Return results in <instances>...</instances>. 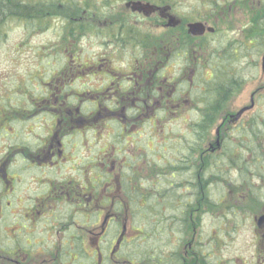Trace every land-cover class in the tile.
Segmentation results:
<instances>
[{"label": "flooded vegetation", "instance_id": "af4514ba", "mask_svg": "<svg viewBox=\"0 0 264 264\" xmlns=\"http://www.w3.org/2000/svg\"><path fill=\"white\" fill-rule=\"evenodd\" d=\"M9 2L0 264H264V0Z\"/></svg>", "mask_w": 264, "mask_h": 264}, {"label": "rangeland", "instance_id": "374dc122", "mask_svg": "<svg viewBox=\"0 0 264 264\" xmlns=\"http://www.w3.org/2000/svg\"><path fill=\"white\" fill-rule=\"evenodd\" d=\"M9 27H17V23L16 24H10ZM225 28L228 29V27H225ZM5 32H6V29L3 28L2 20H0V37H1V34H2V36H5ZM19 33H20V30H14V31H12L11 37H17L19 35ZM228 34L231 36V35H233V32L228 31ZM52 37H53V33L51 31H48L46 34H44L42 36L37 35V37H34V38L29 37V39L32 40L34 42V44H36V43L39 44V43H41V42H39L40 40L50 39ZM215 38L218 40L217 36ZM216 42H219V41H216ZM216 47L218 49V51L216 53V57L219 58L220 64L222 65V67L225 64H227V62H228L230 64V68L232 66V69H234V70L240 69V65L242 63V59H241L242 48L241 47H238L236 45L235 46H229V45H224V44H219ZM31 49H33V46L21 47L20 54H21L23 61L26 60L27 56H29L31 54V52H30ZM236 50H237V53H235ZM27 51H29V52H27ZM235 54H237L238 56ZM240 60H241V62H240ZM26 71H27V69H25V65H24V69H22V72L24 73ZM262 80H264V78H263V76H261L259 74L257 80L250 82V83H247L238 92H237V88H234L233 93L234 92H237V93L232 97L230 102L227 104V106L225 107V109L223 111V114H228V113H230V111L235 113L238 109H240L242 106L247 104L251 92L255 90L257 85L260 84L262 82ZM212 136H213V131H212ZM250 236H251L250 230H246L245 232H243L241 234V236L239 237L237 243H236V247L237 248L242 247L244 242H247L250 240ZM244 245L246 246L247 244L244 243Z\"/></svg>", "mask_w": 264, "mask_h": 264}, {"label": "trees", "instance_id": "16d2710c", "mask_svg": "<svg viewBox=\"0 0 264 264\" xmlns=\"http://www.w3.org/2000/svg\"><path fill=\"white\" fill-rule=\"evenodd\" d=\"M18 9L19 8H16L14 6V3H10L9 0H0V20H2L3 17L4 16H7V15H18L19 12H20V10H18ZM222 71H224V70H222ZM218 91H221L220 93L222 94L223 89L221 88ZM157 213L159 215H162V212L161 211H158ZM140 253H141L142 257H143V250H141ZM124 258H127L129 260L135 261V259L130 258L128 255H125Z\"/></svg>", "mask_w": 264, "mask_h": 264}]
</instances>
